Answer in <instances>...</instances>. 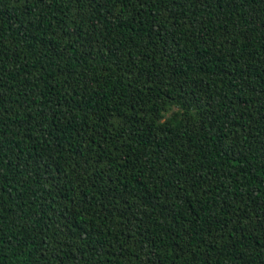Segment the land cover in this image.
Segmentation results:
<instances>
[{
    "label": "trees",
    "instance_id": "obj_1",
    "mask_svg": "<svg viewBox=\"0 0 264 264\" xmlns=\"http://www.w3.org/2000/svg\"><path fill=\"white\" fill-rule=\"evenodd\" d=\"M0 264H264V0H0Z\"/></svg>",
    "mask_w": 264,
    "mask_h": 264
}]
</instances>
